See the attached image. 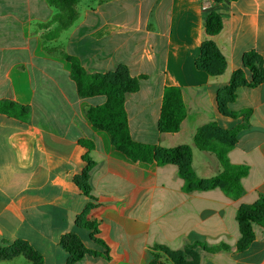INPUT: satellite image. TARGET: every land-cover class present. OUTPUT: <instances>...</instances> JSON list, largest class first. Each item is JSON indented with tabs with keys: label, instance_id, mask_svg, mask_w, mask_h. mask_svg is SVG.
Returning a JSON list of instances; mask_svg holds the SVG:
<instances>
[{
	"label": "crops",
	"instance_id": "1",
	"mask_svg": "<svg viewBox=\"0 0 264 264\" xmlns=\"http://www.w3.org/2000/svg\"><path fill=\"white\" fill-rule=\"evenodd\" d=\"M77 10L74 25L47 40L55 26L43 25L58 12L48 0H0V102L29 110L27 120L0 113V248L23 240L44 264H68L62 240L76 234L86 251L75 264H173L157 247L183 252L187 263L264 264L263 228L254 226L245 251L237 247L239 208L264 195V81L252 86L254 72L245 66L254 52L264 74V0H81ZM207 11L223 20L214 36L206 32ZM207 39L226 60L218 77L196 68ZM62 53L91 74L124 65L140 78L139 90L125 99L131 137L161 148L189 146L202 179L224 169L214 153L197 148L198 129L238 128L227 156L248 168L241 195L220 187L188 191L176 165L134 161L117 150L111 134L87 116L107 97H82ZM236 71L247 84L232 101H221ZM170 86L181 89L187 117L178 132L163 133L159 119ZM86 158L88 195L77 184ZM198 243L207 248L187 250ZM0 264L31 261L20 255Z\"/></svg>",
	"mask_w": 264,
	"mask_h": 264
},
{
	"label": "trees",
	"instance_id": "2",
	"mask_svg": "<svg viewBox=\"0 0 264 264\" xmlns=\"http://www.w3.org/2000/svg\"><path fill=\"white\" fill-rule=\"evenodd\" d=\"M49 3L58 9L53 19L43 25L44 27H55L45 35V39L54 40L60 34L69 28L78 20L79 14L77 5L81 0H48ZM105 1V0H102ZM223 0H214L220 3ZM205 28L209 36H214L223 29V20L216 11H207L205 16ZM72 66V76L75 79L79 94L82 97H94L105 95L106 102L103 105L92 107L87 116L92 124L111 134L113 144L123 154L134 161H156L158 164H174L179 168V173L184 179V187L188 191L209 190L220 187L231 197H238L243 191L241 178L246 176L248 168L246 166H236L229 162L227 151L237 141L238 128L229 131L222 130L215 123L207 127L198 129L195 135V144L198 149L214 153L223 167V171L210 179L198 177L192 167V151L189 146H177L174 148H161L150 144L139 143L133 140L130 134L127 112L125 109L126 95L137 92L140 88V78L132 77L128 68L121 65L115 72L108 74H91L82 66L77 57L62 53ZM256 54L250 52L245 58V66L254 72L252 86H257L264 81V74L254 65ZM196 68L207 73L212 77L222 75L226 68L225 57L220 52L216 43L211 40H205L200 48V55L196 60ZM241 84H247L242 71L233 73L231 80L221 96L227 101L235 98V91ZM0 113L11 117L27 120L29 110L27 107L17 103L4 101L0 102ZM187 117V109L184 103L183 94L180 88L170 86L164 90L161 115L159 119V130L163 133H175L180 130L181 123ZM209 129V134L206 130ZM82 144L85 141L81 142ZM86 167L79 180L78 186L88 195L89 187L87 185L88 172L92 162L86 158ZM237 221L239 224L241 238L238 242V250L245 251L255 238L254 226L264 229V195L253 205H243L237 212ZM87 226L93 230L92 238L101 242L94 236L97 228L93 223H87ZM63 246L69 251L70 258L68 264H75L85 254V249L80 238L76 234H69L62 240ZM195 246L205 247L204 244L189 245L188 249ZM226 249V246L222 247ZM166 258L173 264H197L195 261L185 262L183 252H170L164 247H157ZM212 249V251H216ZM18 255H24L31 261V264H44L43 257L29 243L23 240H17L7 247L0 248V261L14 258Z\"/></svg>",
	"mask_w": 264,
	"mask_h": 264
},
{
	"label": "built area",
	"instance_id": "3",
	"mask_svg": "<svg viewBox=\"0 0 264 264\" xmlns=\"http://www.w3.org/2000/svg\"><path fill=\"white\" fill-rule=\"evenodd\" d=\"M204 9L207 10V7L205 6Z\"/></svg>",
	"mask_w": 264,
	"mask_h": 264
},
{
	"label": "rangeland",
	"instance_id": "4",
	"mask_svg": "<svg viewBox=\"0 0 264 264\" xmlns=\"http://www.w3.org/2000/svg\"><path fill=\"white\" fill-rule=\"evenodd\" d=\"M78 6V5H77ZM78 11V10H77ZM163 254V253H162ZM18 256H20V255H18ZM22 256H24V255H22Z\"/></svg>",
	"mask_w": 264,
	"mask_h": 264
}]
</instances>
